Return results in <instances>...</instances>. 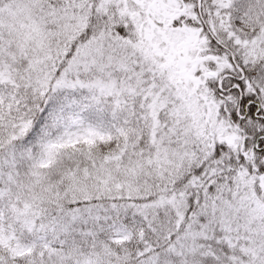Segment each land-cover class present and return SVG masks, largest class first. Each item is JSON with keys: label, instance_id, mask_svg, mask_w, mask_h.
I'll use <instances>...</instances> for the list:
<instances>
[{"label": "snow or ice", "instance_id": "obj_1", "mask_svg": "<svg viewBox=\"0 0 264 264\" xmlns=\"http://www.w3.org/2000/svg\"><path fill=\"white\" fill-rule=\"evenodd\" d=\"M0 264H264V0H0Z\"/></svg>", "mask_w": 264, "mask_h": 264}]
</instances>
